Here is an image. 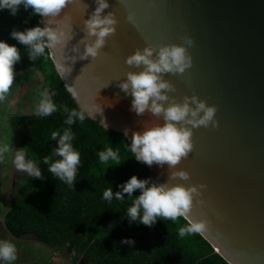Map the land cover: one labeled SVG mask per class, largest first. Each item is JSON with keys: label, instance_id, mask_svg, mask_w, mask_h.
Listing matches in <instances>:
<instances>
[{"label": "water", "instance_id": "95a60500", "mask_svg": "<svg viewBox=\"0 0 264 264\" xmlns=\"http://www.w3.org/2000/svg\"><path fill=\"white\" fill-rule=\"evenodd\" d=\"M84 2L85 10L76 0L67 5L70 19L56 18L72 26L68 47L83 35V19L95 7ZM109 10L117 15L115 33L95 59L67 62L65 85L74 86L80 108L95 104L90 117L105 128L139 129L159 118L129 110L132 97L118 87L130 70L125 57L146 43H183L191 36V66L165 74L176 89L170 95L197 94L216 107L218 125L194 128L193 149L176 165L190 173L180 182L204 185L190 217L206 220L203 236L230 264H264V0H109ZM129 11L134 23L126 19ZM59 55L50 49L55 67ZM148 167L143 178L167 179L166 166Z\"/></svg>", "mask_w": 264, "mask_h": 264}, {"label": "clouds", "instance_id": "9594fccd", "mask_svg": "<svg viewBox=\"0 0 264 264\" xmlns=\"http://www.w3.org/2000/svg\"><path fill=\"white\" fill-rule=\"evenodd\" d=\"M70 2L73 0H0V11L7 9L12 16L18 14L21 6L25 10L31 9L29 17L39 15L43 26L37 23L23 30L14 27L10 36L25 45L27 57L31 61L45 56L46 50L59 49L56 67L61 79L65 76L67 62L95 59L105 46L107 38L115 33L118 23L115 11H104L109 8V0H93L95 7L88 13L87 18L83 19V35L68 47L73 36L72 26L68 23H58L56 18L70 19L64 11ZM76 2L83 10L88 8L84 0ZM126 19L134 23L131 11L127 13ZM182 40L183 43L161 45L146 43L142 48H136L125 57L124 62L130 66V70L126 71L124 78L118 82V87L125 96L132 97L130 111L138 117L150 113L151 116L159 118L144 120L139 129L125 127L124 137L129 139L131 132L127 150L138 162L148 166L155 163L162 169L166 166L167 179L157 182L151 177L139 178L133 174L118 184L119 190L113 191L110 186L102 193V199L109 204L113 199H130L131 203L124 209L123 214L129 223L136 222L151 227L158 218L175 222L178 217H183L187 223L177 231L178 237L181 238L191 234L203 235L207 231V222L202 218L190 217L194 203L201 202L204 185L180 182L188 180L190 173L176 165L193 149L194 128L209 125L215 128L218 125L216 107L199 98L197 94H185L181 99L170 95L176 89L175 85L165 78V74H183L192 64L188 49L194 43L193 38L184 35ZM20 59V49L15 44L0 39V100L5 98L13 85V66ZM66 91L73 98L78 95L73 85H66ZM55 94V91L42 92L41 99L33 109V115L48 117L56 112L59 106L51 98ZM102 110L101 108V112ZM62 111L66 114L64 124L68 127L62 131L53 130L46 137V140L56 141V145L51 148L49 154L43 156L42 161L47 165V171L52 177L74 188L81 154L74 146L76 136L71 125L94 116L95 104L79 109L63 105ZM105 126L107 127L106 123ZM9 151L8 143L0 144V157ZM96 154L99 162L106 165V168L109 165H119L124 160L121 159L119 150H114L111 146H105ZM12 164L17 171L24 172L29 178H43L39 164L32 159H26L24 146L16 147ZM137 189L139 193L134 196V190ZM120 243L132 245L135 241L131 237H123ZM16 258V245L10 240L0 239V264H13Z\"/></svg>", "mask_w": 264, "mask_h": 264}, {"label": "trees", "instance_id": "16d2710c", "mask_svg": "<svg viewBox=\"0 0 264 264\" xmlns=\"http://www.w3.org/2000/svg\"><path fill=\"white\" fill-rule=\"evenodd\" d=\"M30 11L22 6L16 16L10 15L7 9L0 11V39L15 44L21 51V59L13 66L14 73L38 68L46 90L49 93L55 91L51 98L59 107L48 117H38L33 112L10 117L13 141L17 147L24 146L26 158L39 164L43 178H29L24 174L12 188V203L4 215L8 231L17 238L36 239L58 252L70 254L73 264L80 260L83 264H230L203 235L178 237V228L187 223L183 217H178L175 222L158 218L151 227L129 223L123 215L131 203L129 198L125 197L124 201L113 199L110 204L102 199L106 188L111 186L117 191L118 184L131 175L143 178L149 171L148 165L131 157L126 147L130 142L123 132L105 128L90 116L83 122L77 121L71 128L76 136L73 143L80 151L81 164L74 188L56 180L47 171L42 158L49 154L56 141L46 140V137L53 130L62 131L68 127L64 124L63 105L80 107L66 91L50 49L46 50L45 56L31 61L25 45L10 36L14 27L23 30L37 23L42 26L39 15L29 17ZM31 76L26 78L30 80ZM105 146L118 149L124 160L106 168L96 154ZM138 193L139 189L134 190L133 195ZM123 237H131L135 243H120Z\"/></svg>", "mask_w": 264, "mask_h": 264}, {"label": "rangeland", "instance_id": "374dc122", "mask_svg": "<svg viewBox=\"0 0 264 264\" xmlns=\"http://www.w3.org/2000/svg\"><path fill=\"white\" fill-rule=\"evenodd\" d=\"M31 72H34L36 77H34L33 81L25 83V85L23 86L24 90L21 93L25 101L24 109L26 111H29L30 109L35 107V105L41 99V93L46 90L44 77L42 73L39 72L38 68L32 67L25 74H32ZM16 83L17 79L16 77H14L13 85L11 86L10 90L15 87ZM34 91L36 93L34 94V101L32 102L29 101V98L32 92ZM6 98L9 99L8 93L6 94ZM3 165L5 166V170L0 171V181L3 184L2 186H0V239L10 240L15 245L19 243L20 246L21 242L23 244L24 241H32L36 239L16 240L11 236L8 237L6 235L3 223V215L8 210V208H10V191L15 185H17L19 179L25 173L17 171L11 161H6ZM33 243L36 244H34V248L31 249H34L35 252H30L29 249H24V247L22 246L23 250L22 252L20 251V255L17 256L13 264H73L70 262V254L58 252L54 249L49 248L48 246L40 245L37 242ZM18 253L19 252L17 250V254ZM28 258L29 260L26 262V259ZM82 262L83 261L80 260L78 263L75 264H83Z\"/></svg>", "mask_w": 264, "mask_h": 264}, {"label": "crops", "instance_id": "0c3cea01", "mask_svg": "<svg viewBox=\"0 0 264 264\" xmlns=\"http://www.w3.org/2000/svg\"><path fill=\"white\" fill-rule=\"evenodd\" d=\"M29 69H31V68H28V69H26L24 71L15 73L14 77H16L17 83L15 84V87L12 88L10 90V92H8V98L9 99H7L6 96H5V98L3 100H0V144L8 143L10 145V151L8 153L3 154V156L0 157V171L5 170V168H4L5 166L3 164L6 161H11L12 162V156H13L15 150H16V147H17L15 142L12 139V136H11L10 117L12 115H14V114L30 113V112H33V109H34V108H32L29 111H26L24 109L25 101H24V98H23V96L21 94L23 92V90H24L23 86L25 85V83L33 81L34 77H36L34 72H31L32 73L31 74L32 75L31 79L28 80L26 78V76H28L29 74H25V73L27 71H29ZM25 78L27 80H25ZM35 93H36L35 91L32 92V94L30 95L29 101H32V102L34 101V94ZM2 185L3 184L0 181V186H2ZM10 193H11V191H10ZM9 198H10V195H9ZM9 201H10V205H11V203H12L11 202V198L9 199ZM8 210H9V208H8ZM5 213H4V215H5ZM4 215H3V223H4ZM4 227H5V224H4ZM5 231H6V235L8 237L11 236V237H13L16 240H19V239H21V240L32 239V238H17L15 236H13L8 231V229L6 227H5ZM33 242H37L40 245H45V246H48L51 249H54L51 246H49L48 244H46V243H44L42 241H39V240L24 241L23 242L24 245L22 244V242H21L20 246H19V243L16 244V248H17V250L19 252L17 254V256L20 255V253L23 250V247H24V249L27 248V249L30 250V252L34 253L35 252L34 249H31V248H34V244H36V243H33ZM28 260H29V258L26 259V262Z\"/></svg>", "mask_w": 264, "mask_h": 264}]
</instances>
